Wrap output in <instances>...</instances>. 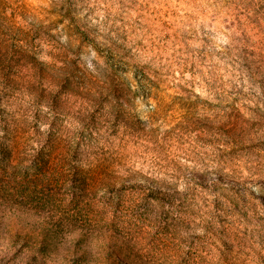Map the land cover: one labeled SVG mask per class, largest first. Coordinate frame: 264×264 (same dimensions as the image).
I'll return each instance as SVG.
<instances>
[{
    "label": "clouds",
    "instance_id": "obj_1",
    "mask_svg": "<svg viewBox=\"0 0 264 264\" xmlns=\"http://www.w3.org/2000/svg\"><path fill=\"white\" fill-rule=\"evenodd\" d=\"M10 12L0 264H264V0Z\"/></svg>",
    "mask_w": 264,
    "mask_h": 264
},
{
    "label": "rangeland",
    "instance_id": "obj_2",
    "mask_svg": "<svg viewBox=\"0 0 264 264\" xmlns=\"http://www.w3.org/2000/svg\"><path fill=\"white\" fill-rule=\"evenodd\" d=\"M5 3H6V0H0V33H4L6 31V27H5V21L6 20H9V19L14 20L15 19V12H10V13H8L7 16L3 15ZM101 22L103 23V21H101ZM112 255H115V257H116V262H114V264H128L129 259H130L129 255H125L123 257V259H121L122 253L119 250L114 252ZM110 258H111V256H110Z\"/></svg>",
    "mask_w": 264,
    "mask_h": 264
}]
</instances>
